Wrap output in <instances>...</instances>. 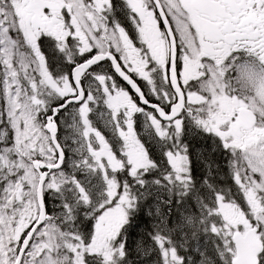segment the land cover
<instances>
[{
  "label": "snow or ice",
  "instance_id": "snow-or-ice-1",
  "mask_svg": "<svg viewBox=\"0 0 264 264\" xmlns=\"http://www.w3.org/2000/svg\"><path fill=\"white\" fill-rule=\"evenodd\" d=\"M0 264H264V0H0Z\"/></svg>",
  "mask_w": 264,
  "mask_h": 264
}]
</instances>
